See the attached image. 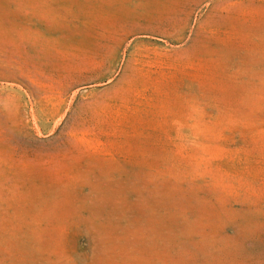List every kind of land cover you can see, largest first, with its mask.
<instances>
[{
    "label": "rangeland",
    "instance_id": "rangeland-1",
    "mask_svg": "<svg viewBox=\"0 0 264 264\" xmlns=\"http://www.w3.org/2000/svg\"><path fill=\"white\" fill-rule=\"evenodd\" d=\"M0 264H264V0H0Z\"/></svg>",
    "mask_w": 264,
    "mask_h": 264
}]
</instances>
